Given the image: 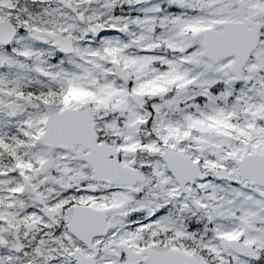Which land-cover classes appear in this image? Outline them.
<instances>
[{
  "label": "snow or ice",
  "instance_id": "6c2138e0",
  "mask_svg": "<svg viewBox=\"0 0 264 264\" xmlns=\"http://www.w3.org/2000/svg\"><path fill=\"white\" fill-rule=\"evenodd\" d=\"M0 264H264V0H0Z\"/></svg>",
  "mask_w": 264,
  "mask_h": 264
}]
</instances>
